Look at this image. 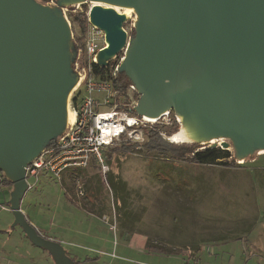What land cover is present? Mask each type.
<instances>
[{
  "label": "water",
  "instance_id": "water-1",
  "mask_svg": "<svg viewBox=\"0 0 264 264\" xmlns=\"http://www.w3.org/2000/svg\"><path fill=\"white\" fill-rule=\"evenodd\" d=\"M85 1L132 6L139 16L128 38L122 14L100 5L88 11L90 24L105 35L96 66L107 68L125 49L119 72L138 94L136 115L160 118L167 108L175 114L174 106H185L222 137L207 148L219 141L226 150L230 140L239 164L264 154V0ZM72 36L56 8L0 0V171L11 183L12 227L54 264L74 263L60 242L37 232L20 204L26 166L70 124L63 104L79 80Z\"/></svg>",
  "mask_w": 264,
  "mask_h": 264
},
{
  "label": "rangeland",
  "instance_id": "rangeland-1",
  "mask_svg": "<svg viewBox=\"0 0 264 264\" xmlns=\"http://www.w3.org/2000/svg\"><path fill=\"white\" fill-rule=\"evenodd\" d=\"M36 2L56 8L64 19H67L69 9L88 13L91 6L85 3L66 7L58 4V0ZM134 19L131 17L124 24L128 38L133 32ZM124 54L125 50L119 56L124 58ZM155 126L162 131L161 139L166 143L192 146L170 142L169 138L179 130L173 112L160 119ZM225 142L231 161L238 164L232 143L230 140ZM123 145L115 144L104 152L106 158L110 156L107 163L109 172L104 177L96 168L89 170L90 175L82 176L85 197L80 201L74 196L71 177H66L67 181L64 179L59 184L50 176L39 174L37 181L33 182V189L22 199L20 209L41 236L60 242L67 256L80 261V264H182L181 253L187 251L179 249L177 252L180 254L170 256L149 253L144 248L146 243L158 245L161 231L175 232L189 226L191 230L197 224L194 219L196 215H203L200 207L204 210L208 208V203L200 200L229 192L214 186L210 178H204L202 173L211 171L215 166L201 167L188 161L167 160L163 155L148 154L142 148L136 149V146L123 149ZM210 146L194 147L201 150ZM216 147H220L219 141ZM242 165H264V154L253 155L245 159ZM97 175L99 181L93 182ZM90 183L91 187L87 189ZM10 192L11 188L0 190V204L5 208ZM87 194L92 204L86 199ZM7 195L8 199L4 200ZM69 196L76 201L75 206ZM189 201L191 208L184 211V205ZM78 202L81 205L78 206ZM50 211L56 212L57 216L50 215ZM13 223L11 212L0 208V227L9 234H0V264H54L52 257L34 247L19 227H12ZM262 236L253 234L248 242L259 245ZM186 238L182 234L179 242L183 243ZM215 252V258L207 259L203 264H244L246 258L248 261L245 264H264L263 253L249 252L248 245L245 248L244 244L235 240L227 242ZM85 259L97 261L84 262ZM191 260L201 262L195 258ZM188 261L185 260L183 264Z\"/></svg>",
  "mask_w": 264,
  "mask_h": 264
},
{
  "label": "built area",
  "instance_id": "built-area-1",
  "mask_svg": "<svg viewBox=\"0 0 264 264\" xmlns=\"http://www.w3.org/2000/svg\"><path fill=\"white\" fill-rule=\"evenodd\" d=\"M75 46L77 57L74 69L79 80L69 100L72 121L62 136L51 141L26 166L25 180L27 191H30L39 174L45 173L59 184L65 177H71L74 196L80 201L85 197L81 171L96 168L104 177L109 172L104 156L106 149L115 144L134 145L136 149H141L145 142L144 130L153 128L160 119L148 121L144 116L134 113L138 99L132 84L128 86L125 95H120L115 89L123 60L119 54L123 50L109 62L103 73L95 71L96 55L106 47V42L104 32L90 24L87 12L84 32ZM6 181L0 171V190L7 186ZM69 197L76 203L72 196ZM0 208L9 211L8 207L1 204ZM187 264L200 263L190 260Z\"/></svg>",
  "mask_w": 264,
  "mask_h": 264
},
{
  "label": "crops",
  "instance_id": "crops-1",
  "mask_svg": "<svg viewBox=\"0 0 264 264\" xmlns=\"http://www.w3.org/2000/svg\"><path fill=\"white\" fill-rule=\"evenodd\" d=\"M215 167L211 171L206 170L205 173H202L204 178H210L214 186L222 187L223 191L229 193L211 195L201 199V202L208 203V208L204 210L200 207L203 210V215H196L194 219L197 224L193 225L191 230H189V226L185 229L175 230V232H160L157 243L161 248L187 251L181 253L182 264L187 260V254L192 255V259H199L201 261L199 263L203 264L205 260L215 258L217 249L224 247L227 242L233 240L244 244L245 248L248 245L249 252L264 254V165H242L236 168ZM81 175H90L89 170L81 171ZM98 178V175L97 177L94 176L93 182H98ZM90 187L91 183L87 189ZM4 188L9 189L11 187L5 186ZM89 196L88 194L86 196L88 202ZM5 197L4 200H7L8 195ZM69 200L71 201V199ZM190 202L186 205L183 204L184 211L190 210ZM89 203L92 204L91 201ZM4 204L6 203L4 202ZM52 211L49 214L56 217V212ZM0 234L7 236L8 232L0 227ZM182 234L187 237L183 243L179 242ZM253 234L263 235L259 245L248 242ZM247 259L244 264L247 263Z\"/></svg>",
  "mask_w": 264,
  "mask_h": 264
},
{
  "label": "trees",
  "instance_id": "trees-1",
  "mask_svg": "<svg viewBox=\"0 0 264 264\" xmlns=\"http://www.w3.org/2000/svg\"><path fill=\"white\" fill-rule=\"evenodd\" d=\"M86 12L87 11H75L72 12V9H69L66 13V18L71 25V31L74 37L75 42L79 43L80 35L83 34L85 26H86ZM133 32H131L132 34ZM95 71L98 73H103L105 69H99L95 67ZM130 83L127 81V78L123 72H119L117 75V80L115 83V89L120 95H125L126 90ZM136 99H138L137 94H134ZM176 126V124L174 125ZM162 131L158 129L157 126L153 128H148L144 130L145 142L141 145V148L148 154H153L156 156L163 155L167 160L170 159H178V161H188L193 164L202 165V166H219L223 168H236L242 165L236 164L234 161H231V154L227 150H223L221 148H206L203 150H197L192 145L191 147L187 146H175L169 143H166L161 139ZM133 148L134 145H123V149ZM106 162L108 163L110 156L106 158ZM45 174V173H44ZM47 175V174H45ZM7 186L11 187V183L9 181L5 182ZM31 191V190H30ZM29 191L26 192V194ZM7 207L9 205L7 203ZM145 251L149 253H160L163 255H175L180 254L178 250L164 249L160 246L152 243H146ZM192 255L187 257V260H191ZM74 264H80V261H76L72 258ZM97 260L89 261L87 259L84 262H96ZM184 264H187L185 262Z\"/></svg>",
  "mask_w": 264,
  "mask_h": 264
},
{
  "label": "bare ground",
  "instance_id": "bare-ground-1",
  "mask_svg": "<svg viewBox=\"0 0 264 264\" xmlns=\"http://www.w3.org/2000/svg\"><path fill=\"white\" fill-rule=\"evenodd\" d=\"M71 5H82L84 3H90L91 6L100 5L105 8H111L116 13L122 14L126 19L131 17L135 18V21L139 19V16L132 6L109 4L102 1H85V0H69ZM125 50V49H124ZM128 49L126 50V54ZM69 96L66 95L63 108L65 112V119L68 122L72 121L73 115L69 108ZM167 108L164 110V114L160 118L144 116L148 121H157L159 119L166 118L170 111ZM176 114V119L181 123V129L173 134L169 140L175 144H188L192 142H199L202 145H208L215 143L216 140H220L222 137L218 135L214 127L204 117L188 109L185 106L176 105L173 107ZM172 111V109H171Z\"/></svg>",
  "mask_w": 264,
  "mask_h": 264
},
{
  "label": "flooded vegetation",
  "instance_id": "flooded-vegetation-1",
  "mask_svg": "<svg viewBox=\"0 0 264 264\" xmlns=\"http://www.w3.org/2000/svg\"><path fill=\"white\" fill-rule=\"evenodd\" d=\"M41 1H42V2H45V3L48 2V0H41ZM98 206H99V205H98Z\"/></svg>",
  "mask_w": 264,
  "mask_h": 264
}]
</instances>
